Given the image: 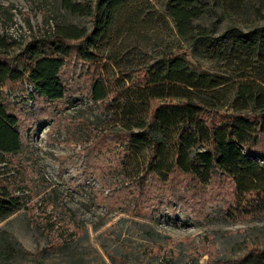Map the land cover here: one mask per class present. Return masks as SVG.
I'll use <instances>...</instances> for the list:
<instances>
[{
    "label": "rangeland",
    "instance_id": "obj_1",
    "mask_svg": "<svg viewBox=\"0 0 264 264\" xmlns=\"http://www.w3.org/2000/svg\"><path fill=\"white\" fill-rule=\"evenodd\" d=\"M145 2L166 15L154 0H131L117 19ZM218 21L213 15L205 23ZM57 23L92 28L90 17L71 15L60 0H0V62L27 72L34 63L33 51L53 56L42 41L51 37ZM226 25L223 21L218 26L219 34ZM115 29L103 43L104 57L113 50ZM154 30L160 45L152 51L143 47L140 55L158 58L167 51L199 74L236 81L233 73L216 67L210 44L191 50L172 22L166 31L161 26ZM100 74L97 66L67 60L62 71L65 97L55 102L39 97L26 80L3 88L22 141L20 153L6 156V175L22 187L24 192L17 194H27L30 203L0 223L3 240L11 237L16 249L10 260L1 262L0 256V264H264V215L241 212L227 176L219 173L202 185L178 173L167 183L140 175L111 104L91 99ZM258 160L264 165V156ZM50 216L74 234L59 249L53 248L59 232L47 221Z\"/></svg>",
    "mask_w": 264,
    "mask_h": 264
},
{
    "label": "trees",
    "instance_id": "obj_2",
    "mask_svg": "<svg viewBox=\"0 0 264 264\" xmlns=\"http://www.w3.org/2000/svg\"><path fill=\"white\" fill-rule=\"evenodd\" d=\"M154 1L165 7V16L145 2L132 6L118 20L116 14L131 0H60L71 15L90 17L91 30L57 23L51 37L42 41L54 55L33 51L34 63L27 72L0 62V223L30 203L27 194H17L24 192L22 187L6 175V156L20 153L22 141L18 118L8 112L3 88L8 82L26 80L39 97L61 100L66 93L62 71L71 59L101 68L91 99L111 104L140 175L167 183L178 173L208 185L220 173L233 182L242 213L264 215V165L258 160L264 156V0ZM213 15L220 21L206 25ZM223 21L228 25L219 34ZM169 22L191 50L210 44L216 67L233 73L236 81L199 74L185 59L167 51L158 58L140 55L143 47L152 51L160 45L154 29L161 26L166 31ZM113 26L117 27L113 50L104 57L103 43ZM231 97L223 121L222 109ZM261 116L263 120L257 121ZM54 217L47 221L59 232V243L53 245L59 249L74 234ZM3 234L0 231L1 262L16 252L13 239L3 240Z\"/></svg>",
    "mask_w": 264,
    "mask_h": 264
}]
</instances>
